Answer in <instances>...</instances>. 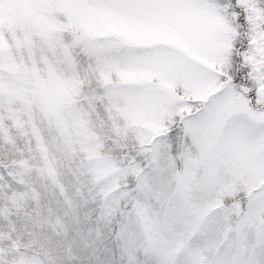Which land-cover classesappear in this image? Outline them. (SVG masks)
I'll list each match as a JSON object with an SVG mask.
<instances>
[{
  "label": "rangeland",
  "instance_id": "374dc122",
  "mask_svg": "<svg viewBox=\"0 0 264 264\" xmlns=\"http://www.w3.org/2000/svg\"><path fill=\"white\" fill-rule=\"evenodd\" d=\"M242 17L262 105L264 0H0V128L29 148L0 173V238L26 237L0 264H264Z\"/></svg>",
  "mask_w": 264,
  "mask_h": 264
},
{
  "label": "trees",
  "instance_id": "16d2710c",
  "mask_svg": "<svg viewBox=\"0 0 264 264\" xmlns=\"http://www.w3.org/2000/svg\"><path fill=\"white\" fill-rule=\"evenodd\" d=\"M244 17L239 18V25H240V31L238 33L239 38L244 41L245 43L240 44L239 42L235 43L233 48V56H232V68H231V76L233 79V83L237 89L240 91H243L247 96H249L252 100V105L258 109V110H264V104L258 105L256 100V94L252 91H246L243 89L245 85L249 84L250 81V74L249 71H247L245 67V63L243 60V53L246 50V46L249 44V41L247 40L246 36L244 35L246 24H245ZM7 128V126L5 127ZM12 129V132H7L9 135V139H5L2 135V130L0 128V173L3 174L7 170H12L15 168L17 170V164L22 161L26 160L29 156V148L27 145L21 144V142H18V138H16L13 134L14 129ZM15 132V131H14ZM13 135V136H12ZM27 153V154H26ZM26 158V159H23ZM0 174V175H1ZM11 177V176H10ZM7 180V179H6ZM13 187V185H12ZM8 193H10L7 190ZM6 194V197L8 195ZM3 198L2 204L11 205V202L8 201V198ZM29 205V204H28ZM10 217V218H9ZM13 214L7 213L5 216V220H8V222L12 221ZM4 232L9 233L5 234V236L0 238V245L1 246H14V247H20L23 242H26V237H20L17 236L16 231H12L11 228H7L4 230ZM34 248L36 246L34 245Z\"/></svg>",
  "mask_w": 264,
  "mask_h": 264
}]
</instances>
